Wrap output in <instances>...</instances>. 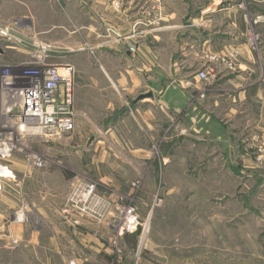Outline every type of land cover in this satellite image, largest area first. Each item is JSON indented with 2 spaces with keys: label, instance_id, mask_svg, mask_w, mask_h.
Listing matches in <instances>:
<instances>
[{
  "label": "crops",
  "instance_id": "0c3cea01",
  "mask_svg": "<svg viewBox=\"0 0 264 264\" xmlns=\"http://www.w3.org/2000/svg\"><path fill=\"white\" fill-rule=\"evenodd\" d=\"M113 1L0 0V23L6 25L19 18L21 34L35 35L37 42L53 45L45 52V63L75 67L76 130L89 119L96 131L94 146L86 148V144L82 149L84 156L96 149L102 159L108 156L107 149L125 147L121 131L125 132L134 114L148 120L156 113L166 117V108L178 98L175 95L178 91L183 94L169 85L186 83L194 75L197 80L194 69L201 65L205 53H240L238 74L226 75L221 69L210 82L208 100L213 106L218 103L222 84L240 88L242 100L245 89L259 80L254 71L257 55L247 43L248 13L240 6L246 0H162L161 20L155 29L145 23L149 8L141 0H116L122 2L121 7ZM141 21H145L144 30L136 25ZM87 43L94 46V53L82 51ZM133 44L136 52L129 49ZM150 92L153 97L135 102L138 96ZM156 103L157 110L152 108ZM63 143V155L69 164L71 146ZM118 156L123 157L122 152L118 151ZM9 163L16 180L2 183L0 259L5 255L1 253L2 244L7 248L13 237L21 245L14 252H22L25 260L35 264H52L55 253L65 264L73 256L79 264H107L113 259V241L119 235L109 216L73 226L61 213L71 181L69 166L47 171L17 156ZM24 196L30 200L27 209L35 219L22 221L17 217ZM217 208L201 205L192 214L190 262L180 264H264V229L258 230L261 220L249 223L242 213L233 216L230 210L221 213L220 209L226 207ZM162 236L159 241H149L156 257L148 264H167L161 261L172 258L183 261L181 245ZM136 238L134 233L119 236L131 245Z\"/></svg>",
  "mask_w": 264,
  "mask_h": 264
},
{
  "label": "rangeland",
  "instance_id": "374dc122",
  "mask_svg": "<svg viewBox=\"0 0 264 264\" xmlns=\"http://www.w3.org/2000/svg\"><path fill=\"white\" fill-rule=\"evenodd\" d=\"M141 2L149 8V16L146 22H137L136 25L140 24L144 30L145 22L155 29L161 20L162 0ZM244 2L240 6L248 13L247 43L257 55L254 71L259 78L245 89L244 99L241 100L240 88L222 84L218 103L212 105L208 100L212 93L210 82L221 69L226 75L238 74L240 53L237 50L221 55L205 53L201 65L194 70L198 73L209 68L208 78L196 80L194 75L186 83L170 84L171 89L177 87L183 94L178 91L175 95L178 98L166 108L167 116L156 113L148 120L134 114L136 120L131 117L125 132L121 131L127 145L120 149H107L108 156L102 159L96 149L88 151L85 156L82 154L90 137L96 136L89 119L84 121L82 129L75 128L58 137L31 136L18 142L22 149L15 151L14 156L26 161L31 154L42 156L46 164L41 169L47 171L69 166L71 180L80 177L87 182H96L100 192L110 193L120 204L136 209L145 228L144 233L139 230L135 246L122 242L118 236L116 244H113L114 257L107 264L153 263V256H156L149 249V241H159L160 234L163 235L161 239L180 244L184 256L183 261L172 258L161 262H190L191 219L201 205L211 204L216 209L217 206L226 207L225 210L220 209L221 213L228 210L233 216L242 213L249 223L259 219L262 228L258 230L264 229V2ZM113 4L122 6L121 1L115 0ZM20 24L19 18L6 25L0 23L2 27H9L12 36L10 40L0 38V71H9L16 77L24 70L35 68L37 57L43 56V51L54 48L53 45L37 42L35 35L21 34ZM83 47V52L94 53L91 49L93 45L87 43ZM130 47L136 52L135 44ZM230 53H236L235 57H228ZM213 55H227L228 60H211ZM46 59L44 57V62ZM224 92L229 93L228 97L222 95ZM1 101L5 104L6 97H1ZM152 108L157 110L158 104H152ZM150 123L152 126L149 128ZM12 124L10 116L0 110V132L6 131L2 127H12ZM63 142L71 146L69 164L67 156L63 155ZM118 151L123 157L117 158ZM116 159L123 162L117 163ZM10 164L0 160V165L4 167ZM8 175H0V188L3 182H7L4 177ZM11 180H16L15 174ZM24 199L16 212L17 217L22 216V221L35 219V214L27 209L30 200L25 196ZM17 245L20 242L15 237L9 238L7 248L2 244L1 253L5 255L1 257L0 264H35L25 260L22 252H14ZM52 262L65 264L57 253Z\"/></svg>",
  "mask_w": 264,
  "mask_h": 264
},
{
  "label": "built area",
  "instance_id": "2783aa9c",
  "mask_svg": "<svg viewBox=\"0 0 264 264\" xmlns=\"http://www.w3.org/2000/svg\"><path fill=\"white\" fill-rule=\"evenodd\" d=\"M0 38L12 39L9 27L0 26ZM129 49L134 52L133 47ZM42 55L37 57L35 68L24 70L18 77L9 71H0V100L3 96L7 99L5 104L0 102V110L5 111L13 121L12 127L8 125L11 129L4 126L2 128L6 131L0 132V160L9 161L13 158L15 151L22 149L18 142L25 137L44 136L50 139L76 128L75 67L71 64H47L44 62L45 51ZM235 55L230 53L228 57L233 58ZM210 58L223 62L228 60L227 55H213ZM208 69L199 71L196 77L207 79ZM27 161L38 168L46 164L44 158L37 154L29 155ZM5 167L9 169V166ZM12 177L13 172L12 176L4 178ZM113 197L110 193L100 192L96 182L75 177L65 194L61 213L74 226L82 225L89 219L102 220L109 216L119 236L138 233L139 230L144 233L145 228L136 209L131 205L120 204ZM69 264L79 262L71 259Z\"/></svg>",
  "mask_w": 264,
  "mask_h": 264
},
{
  "label": "water",
  "instance_id": "95a60500",
  "mask_svg": "<svg viewBox=\"0 0 264 264\" xmlns=\"http://www.w3.org/2000/svg\"><path fill=\"white\" fill-rule=\"evenodd\" d=\"M1 51L2 50L0 48V52ZM149 97H153V93H151V92L150 93H143V94H141L140 96L137 97L135 102L140 101V100H142L144 98H149ZM94 141H95V136H91L89 141H88V143H87V145H86V148H89Z\"/></svg>",
  "mask_w": 264,
  "mask_h": 264
},
{
  "label": "bare ground",
  "instance_id": "6f19581e",
  "mask_svg": "<svg viewBox=\"0 0 264 264\" xmlns=\"http://www.w3.org/2000/svg\"><path fill=\"white\" fill-rule=\"evenodd\" d=\"M6 173H7V174H11L10 169H8V168H6V167L0 165V175H1V174H6ZM19 220H22V216L19 217Z\"/></svg>",
  "mask_w": 264,
  "mask_h": 264
},
{
  "label": "trees",
  "instance_id": "16d2710c",
  "mask_svg": "<svg viewBox=\"0 0 264 264\" xmlns=\"http://www.w3.org/2000/svg\"><path fill=\"white\" fill-rule=\"evenodd\" d=\"M136 236L138 235V233H134ZM137 241V240H136ZM136 241L133 242L132 246L136 245Z\"/></svg>",
  "mask_w": 264,
  "mask_h": 264
}]
</instances>
